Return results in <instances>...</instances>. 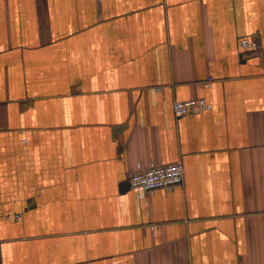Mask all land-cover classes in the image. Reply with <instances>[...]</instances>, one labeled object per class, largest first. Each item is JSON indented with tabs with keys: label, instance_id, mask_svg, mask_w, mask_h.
Wrapping results in <instances>:
<instances>
[{
	"label": "crops",
	"instance_id": "obj_1",
	"mask_svg": "<svg viewBox=\"0 0 264 264\" xmlns=\"http://www.w3.org/2000/svg\"><path fill=\"white\" fill-rule=\"evenodd\" d=\"M0 264H264V0H0Z\"/></svg>",
	"mask_w": 264,
	"mask_h": 264
},
{
	"label": "built area",
	"instance_id": "obj_2",
	"mask_svg": "<svg viewBox=\"0 0 264 264\" xmlns=\"http://www.w3.org/2000/svg\"><path fill=\"white\" fill-rule=\"evenodd\" d=\"M243 50L257 48L255 37L244 36L239 41ZM210 107L203 98H190L186 100H175L172 110L175 116H191L207 110ZM130 189L135 192L137 198H144L154 190H170L183 182V166L181 162L166 164H152L146 168H139L136 172L128 175Z\"/></svg>",
	"mask_w": 264,
	"mask_h": 264
}]
</instances>
